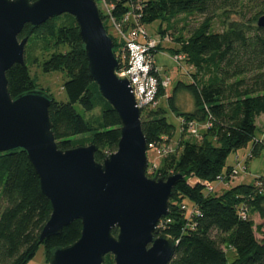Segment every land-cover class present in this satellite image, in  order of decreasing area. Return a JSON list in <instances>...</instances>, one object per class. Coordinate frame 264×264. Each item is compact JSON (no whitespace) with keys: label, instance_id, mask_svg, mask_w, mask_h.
Returning <instances> with one entry per match:
<instances>
[{"label":"trees","instance_id":"16d2710c","mask_svg":"<svg viewBox=\"0 0 264 264\" xmlns=\"http://www.w3.org/2000/svg\"><path fill=\"white\" fill-rule=\"evenodd\" d=\"M108 2L114 5L116 17L129 9L130 0ZM132 3L141 4L142 8L136 12L141 14L143 24L182 14L202 18L188 36H178L179 46L172 48L174 54L185 55L184 61L194 69L193 80L190 83L179 80L168 96V89L162 87L157 93L158 99L166 96L168 106L182 118L183 131L176 152L173 150L162 158L157 173L150 175L151 178L176 173L185 176L173 189L168 215L162 217L167 224L160 233L177 243L168 264H264V238L256 236L257 232L264 234V177H258L254 183L225 187L220 194L207 187L218 182L220 176L226 177L228 184L233 169L227 165L231 153L251 143L252 158L264 147L256 135L257 118L264 115V29L257 25L258 17L264 14V0H132ZM100 13L108 29L105 16ZM218 17L224 28L214 31L213 22ZM18 37L28 38L33 51L41 43L43 51L50 53L41 63L44 72L62 71L67 76L64 90L68 100L56 101L50 96L49 112L58 147L67 150L95 144V159L102 162L118 148L121 123L117 111L102 96L90 75L75 18L62 14L38 27L28 23ZM111 37L115 54L123 65V43ZM29 60L40 64L36 55L27 54L25 64H14L6 73L13 98L36 89ZM181 91L193 96L194 111L179 112L176 95ZM77 105L83 109L82 113ZM96 108H100L101 115L85 117ZM141 115L147 143L171 141L176 127L169 123L165 109L156 106ZM190 122L202 124L203 129L193 139H186ZM194 208L199 213L191 214ZM243 211L248 215L246 219L242 217ZM250 211L258 213L263 222L256 224ZM51 213L52 203L43 193L27 153L22 149L0 152V264H28L41 246L49 263L55 248L79 239L82 222L78 219L60 234L40 242L41 231ZM230 252L235 254L231 262ZM105 264H114L112 254L105 256Z\"/></svg>","mask_w":264,"mask_h":264},{"label":"water","instance_id":"95a60500","mask_svg":"<svg viewBox=\"0 0 264 264\" xmlns=\"http://www.w3.org/2000/svg\"><path fill=\"white\" fill-rule=\"evenodd\" d=\"M62 14L75 18L90 75L119 115L118 148L102 162L95 159V144L58 147L51 97L43 90L13 98L8 88L7 71L26 63L28 38L18 37L23 27H38ZM257 25L264 29V14ZM114 47L95 0H0V152L24 150L52 203L40 242L74 220L82 222L79 239L55 248L48 264H105L107 254L114 264H168L177 246L160 233L158 223L168 215L173 189L185 176H148L142 113L129 81L117 74Z\"/></svg>","mask_w":264,"mask_h":264},{"label":"rangeland","instance_id":"374dc122","mask_svg":"<svg viewBox=\"0 0 264 264\" xmlns=\"http://www.w3.org/2000/svg\"><path fill=\"white\" fill-rule=\"evenodd\" d=\"M232 16V15H231ZM234 16V15H233ZM232 16V17H233ZM238 16H236L237 18ZM202 18L198 15H179L177 17L167 19V20H157L150 24H145L146 30L150 36L155 40L159 41V52L156 53L155 62L156 65L160 68L163 76L170 77L171 83L168 87L167 95H170L173 91V88L179 80H183L186 83H190L192 79V73L194 69L188 65L185 61L178 63L174 60L173 55L174 51L172 48L178 47L176 38L178 36H188L190 32L197 27L198 23ZM106 24L108 25L109 35H113L116 39H119L114 27L110 24L105 17ZM224 28L222 20L218 17L213 22V30L221 31ZM119 51V48L117 49ZM29 55H36L40 59V64L29 60L30 74L33 78L36 89L43 90L46 94L51 96L56 101L66 102L68 100L67 94L64 90V83L67 80V76L62 71H53V72H44L41 63L50 56V53L44 52L42 49V44L39 43L35 47L34 51L31 49L30 42L26 45L25 57ZM166 96L159 99L157 107H162L166 111V116L169 123L173 124L176 127V133L169 143H166L171 147L175 152L178 147L180 140V135L182 134V118L175 114L172 109L168 106L166 101ZM176 106L178 107L179 112H192L195 110V101L193 96L187 91H181L176 95ZM77 108L82 113L83 109L77 105ZM155 108V107H154ZM151 108H146V110ZM144 110V111H146ZM100 108H96L93 112L84 114L86 118H91L92 116L97 117L100 114ZM101 115V114H100ZM202 124H197V130L191 131L188 130L185 134L186 139H193L195 133H200ZM257 138L259 139L260 144H264V117H262L258 122V127L256 130ZM253 148V145L250 143L248 147L239 149L236 152H233L229 155L227 159V165L236 166L237 157L242 161L243 168L239 171V174L233 177H228V184L221 185L222 183L215 182L214 184H208V188L213 189L218 194H220L225 187L236 186L239 184H250L254 183L258 177H264V147L261 149L259 155H256L251 158L248 156L245 161L244 158L248 155ZM149 161L152 163L157 159L158 163L162 158H157L152 151H148ZM164 158V157H163ZM159 163V167H160ZM151 177L150 175H148ZM191 182H194V178L189 179ZM231 181V182H230ZM223 186V187H222ZM223 188V189H221ZM208 191V189H206ZM212 190V191H213ZM252 214V212H249ZM251 218L260 224L263 222L262 218L258 213L252 214ZM258 239H262L264 234L259 232L256 233ZM235 257L234 252L228 254V260L231 262ZM28 264H48L46 261V253L44 246H41L36 253L35 257L29 261Z\"/></svg>","mask_w":264,"mask_h":264},{"label":"built area","instance_id":"2783aa9c","mask_svg":"<svg viewBox=\"0 0 264 264\" xmlns=\"http://www.w3.org/2000/svg\"><path fill=\"white\" fill-rule=\"evenodd\" d=\"M100 11L106 17L107 21L113 25L122 45V57L125 63H120L117 74L125 77L132 88L137 107L141 113L146 108H154L158 105L159 99L157 93L159 87L168 89L171 78L163 76L160 68L156 65L155 56L160 50L159 41L155 40L146 30L145 24L140 22L141 14L136 12L140 10L141 4H133L132 0L129 3L128 11L120 17L113 14L114 5L110 4L108 0H95ZM173 58L176 62L182 63L185 60V55L175 53ZM208 125V124H207ZM189 129L191 131L197 130V123L190 122ZM196 134V133H195ZM257 141H259L257 139ZM148 151H152L157 158H163L173 152V149L167 144H147ZM251 156V152L246 155L245 159ZM242 161L237 157V165L233 166L230 177L239 174L243 168ZM159 170V163L157 159L152 163L149 161L147 168L148 175H155ZM219 183L225 184L226 177L220 176ZM210 190H213L209 188ZM185 206H183L184 208ZM199 213L196 208L191 210V214ZM246 212H242V217L247 218ZM170 219H168V222ZM167 222L160 220L158 227L161 230L165 228Z\"/></svg>","mask_w":264,"mask_h":264},{"label":"crops","instance_id":"0c3cea01","mask_svg":"<svg viewBox=\"0 0 264 264\" xmlns=\"http://www.w3.org/2000/svg\"><path fill=\"white\" fill-rule=\"evenodd\" d=\"M262 117H264V115H261V116H259V117L257 118V125H258L259 120H260ZM263 238H264V237H263Z\"/></svg>","mask_w":264,"mask_h":264}]
</instances>
